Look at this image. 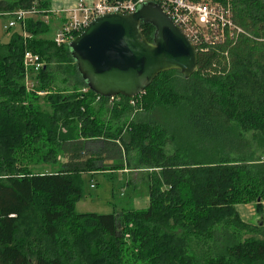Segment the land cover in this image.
<instances>
[{
	"label": "trees",
	"instance_id": "16d2710c",
	"mask_svg": "<svg viewBox=\"0 0 264 264\" xmlns=\"http://www.w3.org/2000/svg\"><path fill=\"white\" fill-rule=\"evenodd\" d=\"M230 2L241 31L197 47L188 78L159 73L135 104L88 89L41 15L0 42V264H264V224L236 210L264 202V0ZM27 49L44 62L31 88ZM123 165L147 171L145 208L75 210L82 173Z\"/></svg>",
	"mask_w": 264,
	"mask_h": 264
},
{
	"label": "water",
	"instance_id": "95a60500",
	"mask_svg": "<svg viewBox=\"0 0 264 264\" xmlns=\"http://www.w3.org/2000/svg\"><path fill=\"white\" fill-rule=\"evenodd\" d=\"M141 23L153 26L151 39ZM67 45L88 89L106 98H132L164 71L188 78L197 69L196 47L155 1L129 13L99 15Z\"/></svg>",
	"mask_w": 264,
	"mask_h": 264
},
{
	"label": "built area",
	"instance_id": "2783aa9c",
	"mask_svg": "<svg viewBox=\"0 0 264 264\" xmlns=\"http://www.w3.org/2000/svg\"><path fill=\"white\" fill-rule=\"evenodd\" d=\"M147 1L157 2L162 10L189 38L196 49L204 45H216L223 42L227 37L231 38L233 31H241L231 19L230 0L225 3L213 2L212 0H91V2L77 0L65 9L40 10L35 7L29 9L20 8L13 11H0V16L9 17L8 22L3 25L5 30L19 24L22 27V36L26 38L27 33L24 26L29 15H41L47 21L49 12L64 13L65 20L52 39L54 44L60 47L67 45L81 33L95 17L105 13H129L134 11L139 4ZM23 65L25 68V85L31 88L33 81L29 79L30 71L31 73L38 72L44 62L38 54L27 49L24 51ZM37 93L39 95L45 94L44 91H38ZM115 97L108 99L112 101ZM129 102L135 104V100L132 98H130ZM90 186L93 187V184Z\"/></svg>",
	"mask_w": 264,
	"mask_h": 264
},
{
	"label": "rangeland",
	"instance_id": "374dc122",
	"mask_svg": "<svg viewBox=\"0 0 264 264\" xmlns=\"http://www.w3.org/2000/svg\"><path fill=\"white\" fill-rule=\"evenodd\" d=\"M9 20L7 16H0V42H7L11 33L20 30L21 26L16 24L10 29L5 30L3 25ZM52 35V31L48 36ZM59 86L64 85L59 83ZM41 107H45V103L41 100L37 101ZM132 115V116H131ZM130 117H134L131 114ZM152 115L160 120L165 115L161 111H155ZM93 147L96 143H90ZM89 145V146H90ZM60 161V158H58ZM130 167V166H129ZM100 170V169H99ZM94 173L92 178L82 174V191L83 196L77 201L75 210L79 213H110L114 210L124 208H145L147 206V182L145 174L147 171L141 169H101ZM92 173V172H90ZM90 184L94 186L91 187ZM253 203V202H251Z\"/></svg>",
	"mask_w": 264,
	"mask_h": 264
},
{
	"label": "crops",
	"instance_id": "0c3cea01",
	"mask_svg": "<svg viewBox=\"0 0 264 264\" xmlns=\"http://www.w3.org/2000/svg\"><path fill=\"white\" fill-rule=\"evenodd\" d=\"M76 1L77 0H50V2H49L50 9H54V10H57L58 8H64L65 9L66 7H69L70 5H72ZM85 1L91 2V0H85ZM92 1H94V0H92ZM64 20H65V14L64 13L53 12L51 14L50 13L48 14V19L46 22L49 24V26H51V31H52L51 37H53L55 32L61 27ZM60 160H62V159H60ZM123 167H124V169H129L128 166H126V165H123ZM99 169L92 168L91 170L86 171L82 174L87 175L90 178H92L95 175L94 173H97ZM90 172H92V173H90ZM92 174H94V175H92ZM236 210H237L240 218L244 222H246L248 224L251 223L252 225H256L257 223H259V221H262V223L264 224V202L262 203L261 213H259L258 210L256 209L255 203L237 204Z\"/></svg>",
	"mask_w": 264,
	"mask_h": 264
}]
</instances>
